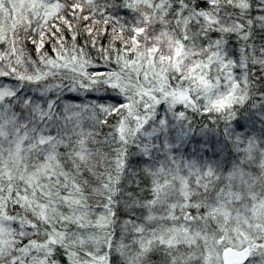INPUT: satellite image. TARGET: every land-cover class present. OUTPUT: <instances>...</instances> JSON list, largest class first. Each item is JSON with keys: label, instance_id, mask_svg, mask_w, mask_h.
<instances>
[{"label": "snow or ice", "instance_id": "snow-or-ice-1", "mask_svg": "<svg viewBox=\"0 0 264 264\" xmlns=\"http://www.w3.org/2000/svg\"><path fill=\"white\" fill-rule=\"evenodd\" d=\"M0 264H264V0H0Z\"/></svg>", "mask_w": 264, "mask_h": 264}, {"label": "trees", "instance_id": "trees-1", "mask_svg": "<svg viewBox=\"0 0 264 264\" xmlns=\"http://www.w3.org/2000/svg\"><path fill=\"white\" fill-rule=\"evenodd\" d=\"M260 39H259V36H257V39H256V44L257 45H259L260 44ZM71 43V41H70V39H69V44ZM50 44L49 43H46V45H45V49L44 50H46V51H50ZM34 48H35V46L34 45H31V44H29V49L30 50H32L33 51V55L35 56V52H34ZM254 68V67H253ZM257 70H256V68H255V72H256Z\"/></svg>", "mask_w": 264, "mask_h": 264}, {"label": "rangeland", "instance_id": "rangeland-1", "mask_svg": "<svg viewBox=\"0 0 264 264\" xmlns=\"http://www.w3.org/2000/svg\"><path fill=\"white\" fill-rule=\"evenodd\" d=\"M255 68H256V67L253 68V71H254V72H255ZM256 70H257V68H256Z\"/></svg>", "mask_w": 264, "mask_h": 264}]
</instances>
